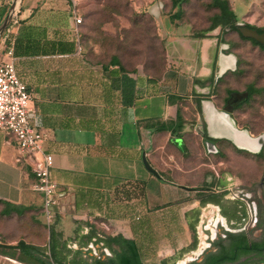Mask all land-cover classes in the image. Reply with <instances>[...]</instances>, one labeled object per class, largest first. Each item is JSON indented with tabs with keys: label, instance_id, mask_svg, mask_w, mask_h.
Masks as SVG:
<instances>
[{
	"label": "crops",
	"instance_id": "crops-1",
	"mask_svg": "<svg viewBox=\"0 0 264 264\" xmlns=\"http://www.w3.org/2000/svg\"><path fill=\"white\" fill-rule=\"evenodd\" d=\"M11 1L0 0V22ZM76 16L71 0H20L13 16L11 57L31 94L36 113L30 123L45 133L42 148L52 156L50 178L59 189L47 245L40 251L50 264H91L93 246L104 243L94 242L99 227L132 240L141 264H173L195 246L201 205L219 203L227 218H239L237 202L219 196L220 189L236 183L227 182L231 178L223 171L227 152L251 153L228 139V120L219 111L229 89H222L223 79L237 69V55L224 36L226 27L178 36L177 19H168L161 35L165 67L155 79L140 67L89 60ZM7 44L0 36V59H10ZM188 108L194 110V127L204 123L205 134L187 132ZM162 124L167 128L160 129ZM207 134L216 152L205 151ZM190 135L202 145L200 182L189 176L184 157ZM34 182L12 137L0 132V200L43 207Z\"/></svg>",
	"mask_w": 264,
	"mask_h": 264
},
{
	"label": "rangeland",
	"instance_id": "rangeland-1",
	"mask_svg": "<svg viewBox=\"0 0 264 264\" xmlns=\"http://www.w3.org/2000/svg\"><path fill=\"white\" fill-rule=\"evenodd\" d=\"M75 12L81 18L79 24V41L86 57L95 62H107L115 55L127 67L139 66L146 72L157 76L161 73L163 62V42L160 38L163 27L168 24L169 13L175 9L171 0H71ZM211 0H185L180 3L181 16L177 18V35L183 36L187 31L197 33L210 32L209 25L217 8L211 6ZM236 14V21L264 28V0H228ZM178 7V6H177ZM168 28V27H167ZM211 34V33H210ZM229 46L237 55V69L233 75L226 76L223 88L243 90L252 86L254 91L249 99L235 109L237 124L247 128L254 136L264 132V50L249 40L242 39L236 31H224ZM164 41V40H163ZM155 64L160 69L154 71L149 66ZM224 90V89H223ZM194 110L186 109L187 132L194 131ZM185 155L189 157V176L198 175L197 165L201 162V142L195 136L184 141ZM180 144V142H179ZM187 153V154H186ZM226 171L231 180L243 186L244 193L253 195L258 208V223L248 230L250 240L264 238V143L260 150L241 156L227 152ZM178 170V169H177ZM187 171H182L185 173ZM184 176V175H183ZM186 177V176H184ZM201 179L198 180L200 182ZM241 189L240 186H238ZM224 193V192H222ZM8 207L0 201V264H30L19 256V250L6 247L22 239L26 243L45 249L50 233L51 222L44 214L43 207L7 212ZM253 214V213H252ZM256 217V214H253ZM95 237L103 239L107 234L94 227ZM93 235V236H94ZM104 242V241H103ZM98 244V255L104 256ZM79 247V246H78ZM6 254H3L2 251ZM14 257H10V253ZM91 252V251H90ZM189 251L182 254L179 261ZM46 259V254L41 253ZM111 256L114 253L111 252ZM91 256L95 257L91 252ZM251 259H257L253 256ZM175 263V262H174ZM173 263V264H174ZM245 264H264V261H249Z\"/></svg>",
	"mask_w": 264,
	"mask_h": 264
},
{
	"label": "built area",
	"instance_id": "built-area-1",
	"mask_svg": "<svg viewBox=\"0 0 264 264\" xmlns=\"http://www.w3.org/2000/svg\"><path fill=\"white\" fill-rule=\"evenodd\" d=\"M13 16L14 14L1 34L2 38L8 42L5 53L10 56V59H0V132L12 137L18 158L24 163H29L30 170L35 176L33 189L42 194L43 211L49 221L54 216V209L59 205V189L50 178L49 170L53 163L52 156L42 148L45 133L34 129L30 123V116L36 113L35 107L29 103L31 94L18 77L11 57V31L17 21ZM75 22L80 23L81 18L76 16ZM225 189L227 191L226 197H239L242 199L246 195L242 189L238 188L236 183L228 184ZM245 205L247 219L249 220L253 218L255 210L251 208L247 201ZM243 223L241 229H243ZM218 228L222 230L220 234L222 236H224L225 231L232 230L231 224H228L226 218L222 215L218 204L204 203L200 207L194 229L195 246L189 250V253L183 259L175 261L174 264H186L198 259L205 250L212 246V241L219 235ZM102 250L105 255L110 254L107 247L102 246ZM93 254H97L94 246Z\"/></svg>",
	"mask_w": 264,
	"mask_h": 264
},
{
	"label": "trees",
	"instance_id": "trees-1",
	"mask_svg": "<svg viewBox=\"0 0 264 264\" xmlns=\"http://www.w3.org/2000/svg\"><path fill=\"white\" fill-rule=\"evenodd\" d=\"M184 1L185 0H171V6L175 8L171 13H169L171 21H174L181 16L180 3ZM210 3L212 7L217 8V12L213 15L211 19V23L209 25L210 29L216 27L217 25H221L224 28L230 27L229 30L236 31L234 27L236 14L233 8L230 6L228 0H211ZM255 28L258 32H264V28L257 26H255ZM236 33L240 38L249 40L253 44H257L261 49L264 50L263 44L258 43L252 38L243 37L239 32ZM197 34L201 35L200 33ZM160 39L163 42V62L161 64L162 73L165 67V46L163 41L164 39ZM101 63L117 64L122 69H128L115 55L110 56L107 62ZM136 67H132L129 69H135ZM149 67L156 72L160 71V69L157 68L153 63H151V66ZM143 71L146 72V70L144 69ZM234 72L231 75H233ZM161 73L157 76H154L150 73L148 74L152 78L156 79L161 76ZM229 89L227 88L226 91L230 92L231 89ZM245 89L248 92V95L244 100H242L243 103L249 99V97L254 91V88L252 86H247ZM197 109H199L198 106ZM180 119V114L177 113V131H180L183 127L182 121ZM159 128L166 129L167 126L165 124H162ZM219 196H223V193L221 192ZM0 201L8 207L7 212L18 211L27 208L18 204L7 203L3 200ZM103 241L106 246L110 249V251L114 253V256L108 258V261L105 259L96 258L94 261L91 262V264H141L135 244L132 240L125 239L119 235L111 236L107 234L105 238H103ZM6 247H9L13 250H19V256H21L23 260L30 262V264H50L47 259L42 257V252L40 251L41 248L36 245L26 243L22 239L18 240L15 244H9ZM2 253L6 254L4 250L2 251ZM9 256L13 258L14 254L11 252ZM253 256H255L257 259H251ZM249 261H264V238L262 240L255 241L250 240L247 236V233L244 231H225L224 236L220 234L217 235V237L212 241V246L209 249L205 250L198 259L190 261L186 264H245Z\"/></svg>",
	"mask_w": 264,
	"mask_h": 264
},
{
	"label": "water",
	"instance_id": "water-1",
	"mask_svg": "<svg viewBox=\"0 0 264 264\" xmlns=\"http://www.w3.org/2000/svg\"><path fill=\"white\" fill-rule=\"evenodd\" d=\"M19 2H20V0H12L11 1L3 20L0 22V36H1L2 32L4 31L5 27L7 26L11 16L13 14H15V12L17 11ZM234 25L237 28L238 32L243 37L252 38L255 41H257L258 43L264 45V32H258L256 28L248 26L243 21H236ZM228 28L229 27H226V30H228ZM233 94H235V95L233 96ZM247 95H248L247 91L233 92V93H231L230 98L232 97L233 102L234 101H240V100H244L247 97ZM230 109H231V107L229 105H225L223 109L219 110L220 113L226 118V120H228V122H227V124L229 125L228 139L238 148H242V149L248 150L250 152L259 151L261 146L264 143V139L260 140L258 148L254 149L251 146H248L247 144L241 143L239 138L244 137L247 139H255V138H258V137H261L262 135H264V132L260 133L256 136H250L246 129L237 128L234 121L232 120V118L229 117L228 112ZM197 129L201 134L204 133L198 126H197ZM202 144L205 148V151H207V152H216L217 151V149L214 145V138L212 136H210L209 134H207V136H205L203 138ZM143 162H144L145 167L149 171H151L157 175L156 171L149 165V163L145 159H143Z\"/></svg>",
	"mask_w": 264,
	"mask_h": 264
},
{
	"label": "flooded vegetation",
	"instance_id": "flooded-vegetation-1",
	"mask_svg": "<svg viewBox=\"0 0 264 264\" xmlns=\"http://www.w3.org/2000/svg\"><path fill=\"white\" fill-rule=\"evenodd\" d=\"M235 22H236V20H235ZM235 22H234V24H235ZM248 26H250V27H253V28H255V26H252V25H250V24H247ZM235 27V26H234ZM230 28V27H229ZM228 28V29H229ZM235 30H236V32H238V30H237V28L235 27ZM243 92V91H246V89H243V90H231L230 92H228L227 93V96H226V98H224V100H223V102L220 104V108L221 109H223L224 108V106L225 105H229L230 107H231V109L229 110V115H231L232 117H234V110L236 109V108H238L239 106H241L242 104H243V101L242 100H240V101H234L233 102V100H232V97L230 98V96H231V93H233V92ZM235 94H233V96H234ZM199 125H200V129L201 130H203L204 131V134L206 133L205 132V125H204V123H199ZM193 128H194V131H196V132H198V129L196 128V127H194V125H193ZM252 134V133H251ZM181 147H182V145H181ZM231 181V182H234L233 180H231V179H227V182H229V181ZM236 185L237 186H240L241 187V189L244 191L245 190V188L243 187V186H241V185H239V184H237L236 183ZM227 186V185H226ZM226 186L224 187V188H222V189H220V192H224L223 193V199H227V200H233V201H235V202H237V215H238V219L237 220H235V219H232V218H227L223 213H222V211H221V213H222V215L226 218V220H227V222H228V224H231V232H235V231H239V230H243L244 232H247L248 230H250L253 226H256L257 225V223H258V208H257V203H256V199L254 198V196L253 195H248V194H246V195H244L243 196V198L241 199V198H230V197H226L225 195H226V193H227V191H226ZM248 202L249 204H250V206H251V208H253L254 210H255V214H256V217H253V218H251V219H247V209H246V205H245V202ZM212 203H214V202H212ZM215 204H218L219 205V207H220V210H221V205L219 204V203H215ZM245 220V221H244ZM244 222V223H243ZM242 223H243V229H241V227H242ZM234 225V226H233ZM217 232H218V234H221V232H222V230L220 229V228H218L217 229ZM94 239H96V237H93ZM111 252H110V254L109 255H105L104 254V256H106V257H104V258H102L101 257V255H98V254H95V257H93V260L92 261H94L96 258H100V259H105V260H107L108 261V258H110L111 257Z\"/></svg>",
	"mask_w": 264,
	"mask_h": 264
},
{
	"label": "bare ground",
	"instance_id": "bare-ground-1",
	"mask_svg": "<svg viewBox=\"0 0 264 264\" xmlns=\"http://www.w3.org/2000/svg\"><path fill=\"white\" fill-rule=\"evenodd\" d=\"M264 139V135L261 137L255 138V139H247L244 137L239 138L241 143L247 144L248 146H251L254 149H257L259 146V141Z\"/></svg>",
	"mask_w": 264,
	"mask_h": 264
}]
</instances>
